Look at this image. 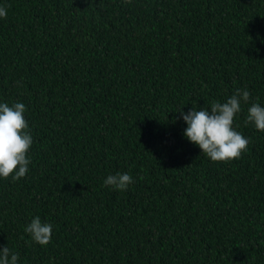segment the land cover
<instances>
[{
	"label": "trees",
	"instance_id": "obj_1",
	"mask_svg": "<svg viewBox=\"0 0 264 264\" xmlns=\"http://www.w3.org/2000/svg\"><path fill=\"white\" fill-rule=\"evenodd\" d=\"M0 99L26 105V175L0 178L21 264H264V131L212 161L181 108L264 104V0H0ZM128 172L127 190L103 186ZM53 225L46 246L24 225Z\"/></svg>",
	"mask_w": 264,
	"mask_h": 264
},
{
	"label": "clouds",
	"instance_id": "obj_2",
	"mask_svg": "<svg viewBox=\"0 0 264 264\" xmlns=\"http://www.w3.org/2000/svg\"><path fill=\"white\" fill-rule=\"evenodd\" d=\"M7 7L0 3V19L6 18ZM188 111L182 108L175 120H183L186 127L183 136L195 144L201 153L212 161H228L239 158L247 150L249 138L236 130L234 120L247 105L245 123L264 131V104L251 101V93L245 86L235 88L224 101L212 100L207 106L192 103ZM26 105L21 101L11 103L0 99V178L18 180L26 175L31 163L30 148L34 142L30 126L25 118ZM134 178L128 172L109 173L103 186L113 190H127ZM53 225L34 215L24 225V232L41 246L52 239ZM0 264H21L19 254L7 245L0 247Z\"/></svg>",
	"mask_w": 264,
	"mask_h": 264
}]
</instances>
